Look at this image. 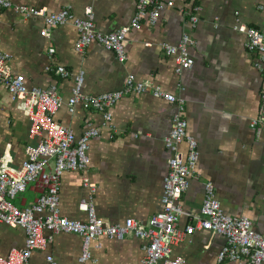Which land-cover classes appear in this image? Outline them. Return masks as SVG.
Returning a JSON list of instances; mask_svg holds the SVG:
<instances>
[{"label":"crops","instance_id":"obj_1","mask_svg":"<svg viewBox=\"0 0 264 264\" xmlns=\"http://www.w3.org/2000/svg\"><path fill=\"white\" fill-rule=\"evenodd\" d=\"M14 5L47 8L57 12L70 8L84 18L91 6L95 27L107 33L130 24L137 0H11ZM165 7L157 24L144 22L140 29L127 33L124 40L127 59L122 62L116 52L92 42L85 51L76 50L79 37L72 23L50 29L46 37L43 16H25L14 6L2 9L0 47L12 55L10 65L25 77L29 87L47 88L55 84L64 104L53 118L81 136L88 123L100 126L103 114L77 105L70 112L67 101L75 85V75L84 72L83 91L100 94L119 89L129 73L138 80H152L163 89L186 98L185 116L188 133L198 141L199 160L189 187L180 203L186 212H198L204 198V183L211 180L226 214L246 216L254 229L264 234V130L252 128L250 122L259 113L264 88L262 67L257 53L251 52L245 33L234 29L238 23L264 32V0H174ZM198 8V23L193 26L191 12ZM184 33L196 43L190 47L194 58L191 68L176 72V62L162 48L163 43L177 44ZM54 48L52 55L49 50ZM63 65L69 74L55 68ZM183 87V89H182ZM175 104L150 91L129 94L112 108L110 125L102 127L91 140L90 164L86 171H66L61 178L60 208L71 219L87 221L80 210L83 199L92 197L100 218L112 224L129 217L146 222L163 209L164 178L169 171L170 150L164 138L168 134ZM31 120L14 101L9 90L0 84V163L4 158L21 165L27 145L39 137L30 135ZM186 149V144L182 145ZM88 177L96 182L91 192L84 185ZM43 192L39 183L30 184L15 198L24 207ZM188 216L182 215L178 227L184 230ZM51 232L46 230L45 234ZM26 242L23 227L2 224L0 256ZM100 246H97V244ZM226 237L200 229L184 235L173 246V255L186 264H238L234 260L218 262ZM144 240L128 235L124 239L102 236L93 242V258L81 261L83 238L72 232L55 233L43 250H35L30 264H143Z\"/></svg>","mask_w":264,"mask_h":264},{"label":"built area","instance_id":"obj_2","mask_svg":"<svg viewBox=\"0 0 264 264\" xmlns=\"http://www.w3.org/2000/svg\"><path fill=\"white\" fill-rule=\"evenodd\" d=\"M174 4V0H137L136 11L130 24L107 33L96 29L91 6L86 8L85 17L81 18L68 7L49 12L44 7L14 5L11 0H0V20L2 9L11 6L25 16H43L46 26L41 30V34L46 37L51 35V28L72 23L79 32L76 50L83 52L92 42L97 41L107 49L115 51L117 58L124 62L127 59L124 45L127 33L140 29L144 22L157 24L162 10ZM194 10L195 12L190 14L193 26L199 21L196 13L198 8ZM234 29L246 34V45L251 52L259 55L260 61L256 64L261 68L264 61V32L244 23L236 24ZM195 43L192 36L184 33L177 44L161 45L167 55L174 57L177 73H182L194 64L190 47ZM53 52L54 48H51L49 54L52 55ZM11 59L12 55L0 47V84L9 90L14 101L20 103V109L31 120L30 135L39 139L27 145L25 159L21 165H14L13 160L9 158H4L0 163V227L2 224H8L23 227L26 231L25 246L13 248L5 257L0 256V264H30L33 252L45 249L54 234L59 232H72L82 236L81 261L93 258V242L102 236L124 239L128 235H134L145 242L143 264H186L185 258L173 255V246L184 235L200 229L226 237V243L218 254L219 263L234 260L238 264H264V234L254 229L253 222L248 217L230 216L225 213L211 180L204 183V198L200 211L186 212L180 203L182 194L189 187L190 178L196 171L200 156L198 141L187 130L185 97L163 89L152 80H138L133 73L127 74L119 89L97 95L88 94L83 91L84 72L81 71L75 75V85L67 101L68 109L74 112L77 105H81L86 109L97 110L103 114L104 122L100 126L88 123L82 135L77 137L72 128L53 118L64 104V98L57 86L53 84L47 88L29 87L24 75L12 71ZM48 69H54L63 76L69 74L63 65L55 68L49 66ZM146 91L176 106L171 128L164 138L165 146L171 155L168 159L169 171L163 183V209L153 214L146 222L129 217L124 223L112 224L97 215L91 197L83 199L79 204L80 210L87 213V221L63 215L60 208V189L64 172L86 171L90 164L91 140L101 134L102 127L111 124L113 106L126 95ZM250 125L256 130H264V88L261 90L259 113L252 118ZM184 143L186 149L182 147ZM32 183H39L43 187L42 194L33 203L24 207L18 206L14 201L16 196L26 191ZM84 185L91 192L97 188L96 182L88 177L84 179ZM184 214L188 216L189 222L182 231L178 224ZM46 230L51 233L46 235ZM48 263L57 264L51 255L48 256Z\"/></svg>","mask_w":264,"mask_h":264}]
</instances>
